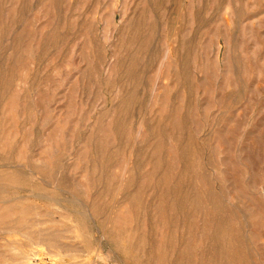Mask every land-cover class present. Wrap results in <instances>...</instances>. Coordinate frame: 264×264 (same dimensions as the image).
<instances>
[{"label": "rangeland", "instance_id": "374dc122", "mask_svg": "<svg viewBox=\"0 0 264 264\" xmlns=\"http://www.w3.org/2000/svg\"><path fill=\"white\" fill-rule=\"evenodd\" d=\"M0 264H264V0H0Z\"/></svg>", "mask_w": 264, "mask_h": 264}]
</instances>
